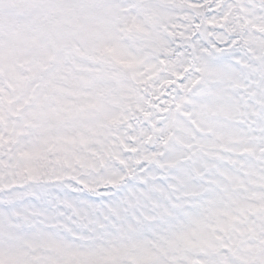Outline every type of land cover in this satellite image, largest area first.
I'll return each instance as SVG.
<instances>
[{
	"label": "snow or ice",
	"instance_id": "6c2138e0",
	"mask_svg": "<svg viewBox=\"0 0 264 264\" xmlns=\"http://www.w3.org/2000/svg\"><path fill=\"white\" fill-rule=\"evenodd\" d=\"M0 264H264V0H0Z\"/></svg>",
	"mask_w": 264,
	"mask_h": 264
}]
</instances>
